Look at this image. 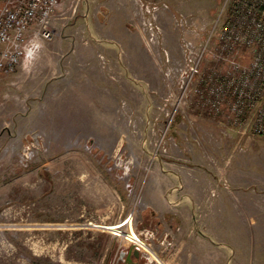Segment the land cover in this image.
<instances>
[{"label":"rangeland","instance_id":"1","mask_svg":"<svg viewBox=\"0 0 264 264\" xmlns=\"http://www.w3.org/2000/svg\"><path fill=\"white\" fill-rule=\"evenodd\" d=\"M74 2L0 99V264H264V136L195 94L226 0Z\"/></svg>","mask_w":264,"mask_h":264},{"label":"built area","instance_id":"2","mask_svg":"<svg viewBox=\"0 0 264 264\" xmlns=\"http://www.w3.org/2000/svg\"><path fill=\"white\" fill-rule=\"evenodd\" d=\"M60 3L0 0V92L4 78L14 75L29 56L30 32L46 41L53 38L52 18ZM225 6L228 18L216 50L229 68L203 79L195 94L211 113L231 117L264 136V0H226ZM207 50L192 63L181 101L197 82ZM131 243L135 250L143 249L142 242L135 239Z\"/></svg>","mask_w":264,"mask_h":264},{"label":"crops","instance_id":"3","mask_svg":"<svg viewBox=\"0 0 264 264\" xmlns=\"http://www.w3.org/2000/svg\"><path fill=\"white\" fill-rule=\"evenodd\" d=\"M72 1L77 2V4L73 5V6L76 8V7L78 6V2H80V0H61V3H60V5H59V7L57 8V11H56L55 14L53 15V18H52V26H53V24H54V20H55V17H56V15H57V12H60V11L63 12L64 10H66V9L69 7V5H70V3H71ZM83 1L85 2V4H87V5L90 4L91 6H92V4L94 3V0H83ZM107 1H109V0H107ZM75 2H74V3H75ZM87 5H86V6H87ZM106 10H107V12H108V14H109V10H108V8H107ZM36 41H40V40H39V37H38L37 35H35V33L30 32V42H31V45H33V43L36 42ZM26 59H27V60H26ZM26 59H25V62H24V60H23V62H22V64H21L20 67H22L23 64L26 63V61H27V62L30 61V59H29L28 57H26ZM30 62H31V61H30ZM20 67H19V68H20ZM12 77H13V75H11V76H7V77L4 78V80H3V82H2L1 92H0V99H1V97H2V94H3V93L6 91V89L8 88V83L11 81ZM186 179H187V177L182 176L181 174H178V173L173 174V182L178 183V185L180 186V188H181V189H184V192L188 193L187 187L183 188L184 185L182 184V182H186ZM181 185H182L183 187H181ZM159 192H160V194H163L164 191H162V189H161V191H159ZM178 194H179V193H177V192L174 193V197L172 198V200H173V199H174V200H177V196H178ZM181 198H182V197H181ZM174 200H173V201H174ZM184 202H185V200L182 201V202H180V203H184ZM190 203H191V199H190V195H188V197H186V204H187V205H190ZM181 220L183 221L182 217H181ZM186 221H189V220L186 218Z\"/></svg>","mask_w":264,"mask_h":264},{"label":"water","instance_id":"4","mask_svg":"<svg viewBox=\"0 0 264 264\" xmlns=\"http://www.w3.org/2000/svg\"><path fill=\"white\" fill-rule=\"evenodd\" d=\"M132 252V251H131ZM134 252V254L136 255V257H139V251L138 250H135V251H133ZM125 254V252L123 251V253H122V255H124Z\"/></svg>","mask_w":264,"mask_h":264},{"label":"flooded vegetation","instance_id":"5","mask_svg":"<svg viewBox=\"0 0 264 264\" xmlns=\"http://www.w3.org/2000/svg\"><path fill=\"white\" fill-rule=\"evenodd\" d=\"M134 255H135V254H134ZM135 258H138V257H136V255H135ZM127 264H132V262L129 260Z\"/></svg>","mask_w":264,"mask_h":264},{"label":"bare ground","instance_id":"6","mask_svg":"<svg viewBox=\"0 0 264 264\" xmlns=\"http://www.w3.org/2000/svg\"><path fill=\"white\" fill-rule=\"evenodd\" d=\"M237 129V128H236ZM129 241V240H128ZM134 240H131L130 242H133ZM135 242V241H134ZM141 246H142V244H141ZM142 248H144V246H142Z\"/></svg>","mask_w":264,"mask_h":264}]
</instances>
